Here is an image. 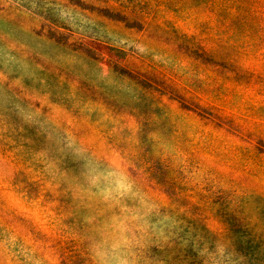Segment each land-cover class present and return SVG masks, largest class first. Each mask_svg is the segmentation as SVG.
<instances>
[{"label":"rangeland","instance_id":"rangeland-1","mask_svg":"<svg viewBox=\"0 0 264 264\" xmlns=\"http://www.w3.org/2000/svg\"><path fill=\"white\" fill-rule=\"evenodd\" d=\"M0 264H264V0H0Z\"/></svg>","mask_w":264,"mask_h":264},{"label":"trees","instance_id":"trees-1","mask_svg":"<svg viewBox=\"0 0 264 264\" xmlns=\"http://www.w3.org/2000/svg\"><path fill=\"white\" fill-rule=\"evenodd\" d=\"M234 223H235V221H234ZM235 225H236V223H235L234 225H231V226L233 227V226H235ZM246 237H247V236H245V231H243V234L241 235V237H238V240H237L238 247L240 246L241 243H243V242L246 243ZM259 238H260V235H259ZM259 238H258V239H259ZM259 240H260V239H259ZM259 240H258V241H259ZM241 248L244 249V247H241ZM253 252H254V251H251V253L249 252V254L253 255V254H254Z\"/></svg>","mask_w":264,"mask_h":264}]
</instances>
